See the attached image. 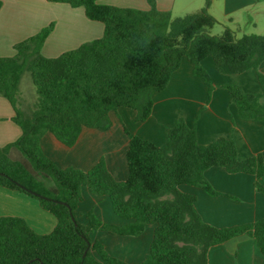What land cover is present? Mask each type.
<instances>
[{
	"label": "trees",
	"instance_id": "trees-1",
	"mask_svg": "<svg viewBox=\"0 0 264 264\" xmlns=\"http://www.w3.org/2000/svg\"><path fill=\"white\" fill-rule=\"evenodd\" d=\"M50 1L84 8L88 19L103 23L104 32L99 39L48 58L42 48L54 28L51 24L16 44L15 56L0 57V96L12 103L14 121L22 129L17 141L0 147V186L35 198L57 219L52 232L38 234L22 218L0 217V264H127L111 256L101 243H93L90 234L139 236L148 225L155 226L153 241L141 264H208L211 247L241 235L254 239L264 256V218L218 228L198 214L196 196L180 190L182 185H192L221 195L205 178L206 170L220 167L228 173L256 176L255 187L264 196L263 156L240 160L232 136L203 145L195 127L178 119L165 144L157 146L123 123L129 137V175L123 182L114 179L104 159L87 171L60 168L40 146L41 137L50 131L71 147L83 128L110 127V113L121 108L135 112L136 123L146 121L153 111L154 95L167 88L184 59L192 64L193 75L207 85V103L214 87L203 67L205 59L211 57L222 75L254 69L259 93H246L239 84L223 88L231 94L241 118L264 121V75L259 71L264 34L236 38L225 29L221 36L210 35L207 31L217 24L208 12L210 0L201 12L176 18L158 10L155 0H148L149 10L101 0ZM25 73L37 94L34 107L27 111L19 105ZM12 148L20 152V159L10 156ZM84 187L93 195L107 196L113 212L128 222L108 224L89 211L87 223H80L77 207Z\"/></svg>",
	"mask_w": 264,
	"mask_h": 264
},
{
	"label": "crops",
	"instance_id": "crops-1",
	"mask_svg": "<svg viewBox=\"0 0 264 264\" xmlns=\"http://www.w3.org/2000/svg\"><path fill=\"white\" fill-rule=\"evenodd\" d=\"M0 1V57L15 56L16 44L51 24H54V28L42 48V54L48 58L58 57L86 42L99 39L104 32L103 23L88 19L82 7L72 8L66 3L50 0ZM206 2L155 0L157 9L169 12L173 18L199 13L206 7ZM100 3L150 9L148 0H101ZM208 12L221 26L220 33L230 29L236 38L264 34V0H210ZM203 66L208 69L214 87L208 103L207 85L193 75L192 64L184 59L167 88L154 95L153 111L146 121L136 123L135 112L121 108L118 112L110 113V127L103 130L83 128L77 142L71 147L59 141L52 132H46L40 140L43 153L60 168L71 167L83 171L90 170L104 159L114 179L123 182L129 175L126 160L129 137L123 123L132 133L162 146L175 122L183 119L188 126L195 127L200 144L206 145L220 137L232 136L240 160L259 154L264 159V121L241 118L231 94L223 88L224 85L237 83L246 93H259L261 87L255 70L250 69L240 75H222L215 69L211 57L203 61ZM259 71L264 75V61ZM15 116L12 103L0 96V147L14 143L22 135L21 127L14 121ZM10 156L15 160L21 158L15 148L11 149ZM205 178L221 195H211L199 186H180L182 192L196 196L195 209L204 222L225 228L264 218V196L255 187L256 176L232 174L223 168L212 167L206 170ZM260 182L264 186V175ZM89 211L108 224L123 225L128 222L113 212L107 196L93 195L84 187L82 200L77 207L80 223H87L86 214ZM0 217L22 218L38 234L52 232L57 224L55 216L44 210L38 200L3 186H0ZM154 229V225H148L139 236L95 231L90 238L93 243H101L111 256L127 264H141L149 254ZM93 257L99 259L95 253ZM208 264H264V256L254 239L241 235L211 247Z\"/></svg>",
	"mask_w": 264,
	"mask_h": 264
},
{
	"label": "rangeland",
	"instance_id": "rangeland-1",
	"mask_svg": "<svg viewBox=\"0 0 264 264\" xmlns=\"http://www.w3.org/2000/svg\"><path fill=\"white\" fill-rule=\"evenodd\" d=\"M219 29H221V26L219 24H216L211 30H208L207 32L210 35H213V36H221L223 34V32L220 33ZM208 60L212 61L211 59H208ZM204 69L207 71L208 74H210L206 67H204ZM212 81L213 80L211 79V82ZM234 84H237V83H234ZM33 89H35V88L33 86L31 78H30L28 73H25L23 75L22 82H21V88H20L19 105H20V108L22 110H26L27 111L30 108L34 107V105H35V103L37 101V94H36V92H34L35 90H33ZM12 158L14 160L16 159L15 157H12Z\"/></svg>",
	"mask_w": 264,
	"mask_h": 264
},
{
	"label": "water",
	"instance_id": "water-1",
	"mask_svg": "<svg viewBox=\"0 0 264 264\" xmlns=\"http://www.w3.org/2000/svg\"><path fill=\"white\" fill-rule=\"evenodd\" d=\"M42 198L50 200L49 198H46V197H42ZM53 201H54V202H58V203H63V202H60V201H57V200H53ZM63 204H64V203H63ZM73 220H75V219L73 218ZM87 243H88V246L90 247L89 241H87ZM88 249H89V248H88ZM88 249L85 251L84 256H86V254H87V252H88Z\"/></svg>",
	"mask_w": 264,
	"mask_h": 264
}]
</instances>
